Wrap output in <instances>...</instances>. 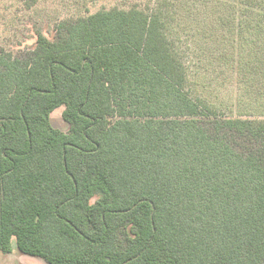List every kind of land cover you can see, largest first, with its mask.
<instances>
[{"label":"trees","instance_id":"1","mask_svg":"<svg viewBox=\"0 0 264 264\" xmlns=\"http://www.w3.org/2000/svg\"><path fill=\"white\" fill-rule=\"evenodd\" d=\"M199 67L220 87L234 75L250 116L198 94ZM15 249L264 264V0H130L0 43V253Z\"/></svg>","mask_w":264,"mask_h":264},{"label":"rangeland","instance_id":"2","mask_svg":"<svg viewBox=\"0 0 264 264\" xmlns=\"http://www.w3.org/2000/svg\"><path fill=\"white\" fill-rule=\"evenodd\" d=\"M130 0H43L36 8L26 10L17 0H0V43L7 40L12 42H23L30 40L37 29L45 30L50 25L54 17H64L71 15H86L97 12L100 9L110 8L116 4L128 3ZM208 48V47H207ZM212 48V47H211ZM224 45L215 44L213 46V57L220 56V49ZM211 69H220L219 66L231 70L224 65V62L213 61ZM193 70H195L193 68ZM234 72V71H233ZM236 77L229 75L226 77V86H221L217 79L213 78L201 67L196 68L191 75V85L198 94L205 96L214 106L223 109L232 116H250L247 111L239 106L238 90L234 87ZM64 107L56 109L50 115V123L54 128L62 131L70 127L62 119ZM255 116L256 115H252ZM0 264H42L31 257L24 256L17 252L11 255L0 253Z\"/></svg>","mask_w":264,"mask_h":264}]
</instances>
